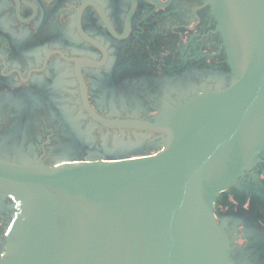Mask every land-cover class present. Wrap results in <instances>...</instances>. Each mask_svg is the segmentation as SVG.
Wrapping results in <instances>:
<instances>
[{
  "label": "flooded vegetation",
  "instance_id": "flooded-vegetation-1",
  "mask_svg": "<svg viewBox=\"0 0 264 264\" xmlns=\"http://www.w3.org/2000/svg\"><path fill=\"white\" fill-rule=\"evenodd\" d=\"M211 0H0V160L58 169L159 152L191 98L236 79ZM0 189V264L24 210ZM232 264H264V147L213 207Z\"/></svg>",
  "mask_w": 264,
  "mask_h": 264
},
{
  "label": "water",
  "instance_id": "water-1",
  "mask_svg": "<svg viewBox=\"0 0 264 264\" xmlns=\"http://www.w3.org/2000/svg\"><path fill=\"white\" fill-rule=\"evenodd\" d=\"M235 81L197 95L164 125L157 153L49 169L0 160V189L25 219L6 264H232L217 195L264 147V0H211Z\"/></svg>",
  "mask_w": 264,
  "mask_h": 264
},
{
  "label": "built area",
  "instance_id": "built-area-1",
  "mask_svg": "<svg viewBox=\"0 0 264 264\" xmlns=\"http://www.w3.org/2000/svg\"><path fill=\"white\" fill-rule=\"evenodd\" d=\"M22 205H23V201L20 198L16 199V214L20 215L21 211H22Z\"/></svg>",
  "mask_w": 264,
  "mask_h": 264
}]
</instances>
